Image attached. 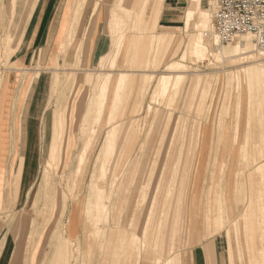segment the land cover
Segmentation results:
<instances>
[{
    "label": "rangeland",
    "instance_id": "374dc122",
    "mask_svg": "<svg viewBox=\"0 0 264 264\" xmlns=\"http://www.w3.org/2000/svg\"><path fill=\"white\" fill-rule=\"evenodd\" d=\"M27 1L28 2L21 5L19 4V6L17 5L14 13L10 11L6 14V36L11 37H9L11 39V46L14 43V38L15 42H19V39L21 41L28 32L31 3L30 0ZM69 1L71 2V0H42L40 4L41 9L38 10L41 11L42 8H44V3H47L49 7H51L50 4H52V11L50 10L51 13L47 24L46 40L39 39L40 30L36 28V33L33 32L31 34L30 41L27 43L29 45L27 51H29L30 55L31 53H35V60L31 69H25L27 64H24V58H22L21 63H19L22 65V68H14L15 65L11 62L8 65V68H12L9 69L8 72L11 78L13 77L14 79L15 87L20 88V100L16 102L15 106H8L11 111L10 117L12 116L13 109L15 118L14 121L9 122V132L7 133L8 136L5 138V147L7 146L11 153L8 155L7 149L5 148L3 154H0V172L7 171L5 169L7 167L5 166L8 156L11 161L12 173L9 175V179L5 181L2 192L4 200L2 201L3 204L0 206V255L1 253L3 254L4 251H7V249L8 252L12 250V253H8V258L6 259L8 263L12 262V264H27V258L30 253L31 256L29 257L31 258V264H37V262L38 264H133L134 258L138 257L137 254L139 253H137L135 247L132 246V237L130 238V236H134L135 233L141 232V236L147 242V246L145 245V248L143 247V249L140 250L141 254L146 256V254L149 255L148 253L152 251L156 253V255L152 262L139 259L135 264H163V262L170 257L175 256L176 259V255L172 254L173 245L175 243L174 230H171L170 226L165 227L162 236L159 235L158 248H152L154 246L152 241L156 235L157 224L160 217H167L169 215V208L164 204L165 200L163 199V203L162 201L160 202L162 191H166L168 186L175 184L174 190L176 193V180L180 178L181 180L179 181L188 180L192 182L191 187L193 191H190L188 196L194 199V209L192 210L193 228L191 231L188 228V234L185 232L182 235V241H180L179 252L182 264H191L193 251H201L203 253V258L206 259V264H215L216 254L213 250L216 248L218 249V258H220V255L222 256L223 264H230L232 259H235L237 264H241L238 249L240 246V248L244 249L246 246V243L244 244V239L248 238L251 234L250 227H248V222H250V220L244 219L242 221L243 223L237 228V230L239 229L238 236H241V238L239 236L241 239L240 244L237 243L236 239V233L238 231L236 232L231 224L239 219V215L242 214L243 210L248 208L249 200H251L253 194V197L264 195V188L262 187L264 186V165L262 170L259 169L260 171H258V169H256L259 163L264 164V154H262V152L264 153V81L263 78H260L258 81L252 80L250 86L249 82L246 83L248 80L245 81V74L242 67L247 64L246 66L249 65L248 67L252 69L254 66H258L259 63V65L264 66V58H259L260 62L252 58L249 59V62L247 61L244 64L233 63L227 56L229 55V49L239 40L236 41L235 39V41L228 42L220 41L218 45H213L212 38L214 36H205V40L210 43V52H208L206 56L200 57L195 55L192 51V44L199 32L204 29L202 27H197L194 23L189 29L185 27L183 19L184 14L187 13V10L193 5L192 0H188V5L183 9V16L180 18V22L176 23V28L171 29L158 28L157 24L161 0L158 4L157 0H121V3L120 0H118L117 5L119 8L112 11L110 34L108 38L98 39L94 42L101 32L100 30L104 22L105 6L108 8L109 6L107 4L104 6L103 0H99L101 1V6L99 11L100 14L98 15L99 18L97 19L98 26H96V20L95 23L93 22L94 20L89 22L88 18L92 11L93 4L97 0H87L83 22L88 24L87 31L91 30V34L95 29L92 36H89V40L91 39L89 41L91 44L90 55L88 54V58H86V63H84V65L81 63L82 56L76 58L75 55H72L76 44L80 43L82 49L84 38L81 39L83 37V27H81L79 30L81 33L79 32L77 35L79 39H76L77 42H75L74 39V46L72 45L70 48V59L67 57L68 54L63 55L60 57L58 65H55L53 62L54 58H59L58 55L62 54V51L59 54L57 53L59 50L58 33L66 2ZM79 1L80 0H76V2ZM199 2H201L203 6H206L211 13V21L207 28V31H211L213 17L217 8V0H201ZM0 9H2L1 5ZM118 9L123 15L122 23L124 30L127 33H131L125 34L127 41L125 40V46L119 49L116 45L118 43L117 41H119L120 34L117 29ZM69 12L74 15V18H69V21L71 22L72 20V22L76 24L75 7ZM137 16L140 17L138 18ZM201 20L202 19L199 17L196 23ZM89 27H91V29ZM154 32L161 33L162 35L157 37L153 35ZM72 34L71 31L66 40L68 38V40H70ZM239 38L244 42L248 41L250 43V45L247 46V50L252 51L253 54L257 53L256 50L264 49V47H258L254 44L256 41L253 37L254 42L251 38L248 39V36H240ZM122 48L123 50H121ZM121 53L123 54L121 55ZM184 53H186V56ZM111 56H114L117 60L114 67L110 65ZM4 58L6 61L7 56L5 49ZM99 61H101V63H99ZM39 63H41L42 67L41 73L37 71L33 77L34 80L26 90L27 83L31 75L35 73ZM175 63L176 65L179 64V67H176V71L171 69V65ZM90 68L93 69V71H90ZM57 69L60 79L55 83L54 77ZM81 69L84 73L79 71ZM94 69L103 72L112 69L111 77L113 80L110 87L105 117L113 102V93L119 72L121 70H126L128 72V78L120 89L121 96L117 103V109L115 106L113 107L116 111L115 113L113 110L114 114L112 113L116 116L115 120L111 122L102 121L96 139L95 153L89 157L88 167L83 180L84 183L79 189V187H75L74 182V178H78L77 175L74 176L75 174H73L72 177H74L72 178L71 174L75 170L77 156L85 141L88 139L87 137H91L94 134L93 131L91 133L89 129L91 126H88L86 130L88 132L83 131V125L88 124L87 121L85 122V112L87 113L89 110L88 108H90V97L88 96L89 94L87 95L86 93L93 89V85L95 86V83L92 86L87 84L84 78L91 75L94 79L98 78V80H101L105 76V73L94 72ZM39 74L40 76H38ZM163 74H172V76H176V78L171 80L166 91H161V93H158L157 98H155V94L158 90V83ZM237 74H240V86L237 84V82L239 83L238 79L234 77V75L236 76ZM178 75L181 76L179 79L177 78ZM37 76L39 77L38 79ZM149 76H153L150 82L148 80ZM43 79H45L46 82H43L44 86L41 88L40 94L39 86ZM75 79L77 82L74 81ZM194 85L198 87V89L195 88L193 90ZM93 90L98 91L99 88L95 87ZM16 93L18 94V90ZM238 97L240 100H238ZM80 99L83 100L81 106H79ZM36 101H38L41 106H43L44 103L45 105H49V102L50 105H46L45 110H43L40 115L42 119L37 128L39 144L37 154H35L37 165L32 183H29L30 185H24L25 190L23 191L25 192L16 199L15 190L19 187L15 185V176L18 174L15 173L16 171L12 172L17 169L16 166L14 169L12 165L14 161L19 165L22 162V158L25 157L23 154L24 148L21 136V125L22 123L26 125V121H23V119L27 116L31 105L35 104ZM150 104L153 110L148 112ZM227 104H229V106H227ZM29 105L30 107L28 108ZM62 108L69 111V138L71 137V139L74 140V144L77 146L73 145V147L70 148L71 151L67 152V160H65L66 158L64 159L67 165H62V163L56 164V166L61 165L60 171L57 172L56 168L53 169L48 167V169H46V160L48 158L49 145L54 137L53 135L56 133L54 121L57 120V117L60 118L58 115L59 110ZM225 111L228 112L226 113ZM52 116L56 120L52 121V130L50 131ZM222 119H224V129L221 128V125H219L218 129V124L222 123ZM91 122L92 121H90L89 125H92ZM238 123L240 135L236 138V126ZM5 125L7 128V122ZM25 125L24 128L26 127ZM196 125L198 127V136L195 147L193 141ZM113 126H116L114 132L117 137V153H115L113 157L114 169L110 170L109 168L108 176L106 177L107 180L104 179V183L105 186H107L106 189H110L115 174L119 175V180L121 181L117 182L115 185L116 188H114V190L116 194L113 196V201L106 202L107 205H109V209L112 207L111 215L109 214L108 216V214H105V216L102 217V230L100 231V235L98 233V235L93 238V236H91L93 235V233H91L92 227H90V225L87 227V216L85 217L86 225L80 220H76L73 210L76 204L82 203L83 207L85 203L89 190L88 184L94 173L95 159L101 151L107 131L113 128ZM187 133L188 141L185 139ZM244 133L250 136L248 139L249 143H246V145L243 141ZM222 135H224L222 138L223 142L218 139ZM156 136L157 138H155ZM255 149L258 150L259 153V150H261V153L255 154ZM261 154L262 156H260ZM124 155L129 156V164L124 168L126 170L123 172L121 169H123L122 159H125ZM224 164L225 168H223ZM136 165L139 169L133 174L131 170L133 166ZM173 165L174 167L176 165L174 169ZM28 166L29 164H26L25 175L31 172L28 170ZM52 169L54 171H52ZM161 170L162 173L159 176ZM253 170H255L256 173L253 174ZM96 172L97 174L101 173L99 170ZM22 173L23 171L21 172L23 177ZM60 173L63 175L61 176ZM257 173L259 174V178L257 177ZM120 174H122L121 177ZM125 174L126 176L124 177ZM176 174L178 179H176ZM45 176L50 177L51 182H47V177L45 178ZM262 177L263 185L261 181ZM24 178L25 176L21 178V180ZM257 178L260 182H257V186H255L256 184L252 186V182L254 181V183H256L255 181ZM17 181L19 182V179H17ZM143 182L149 184L143 192L147 194V197L142 201V209L148 213L145 215L143 211V215L140 216V221L143 220V222L136 227L129 224V215L135 205L139 185ZM209 183L212 186L208 185ZM251 186L252 188L254 187L253 190L255 187L259 189L254 190L255 193L252 190V193ZM207 187L209 191L207 202L210 203V206L213 208L211 219L214 223L211 224L210 227H207L204 223L203 214V206L206 205L207 195H205V193ZM27 190H30L29 194ZM260 192L262 193L260 194ZM218 194H220L223 209L222 214L224 215L223 219L218 218V215H220ZM72 195H74V197ZM228 195L229 201L232 199L229 203H233V206L236 208V217L232 216L234 218L231 217L230 221L228 220L227 213L230 209V205L226 199ZM124 197L126 198L124 199ZM259 197H256L257 200L255 198L257 202H255L256 204L254 203L255 206L251 217H253L255 212L258 213L256 210L259 208ZM174 201H176V195L171 201L172 207ZM189 202L190 201L185 202V209L191 207V203ZM60 204L61 206H59ZM64 204V213L61 216L60 213ZM122 204H124L123 210H120ZM171 215L173 214L171 213ZM58 218H61L60 221ZM190 219L188 212L185 211L186 222L188 220L190 221ZM57 220L59 225L51 232L49 225L52 223L53 225L56 224ZM78 224H80V226ZM36 225L38 230L37 240L35 246L32 247L30 244V235L33 233V229H35ZM230 229L234 246L233 251L230 250V242L227 234V231ZM244 230H247V234L250 231V234L247 236ZM81 231H83L84 234H81ZM119 233L126 235L125 242L128 245V250L126 246L122 248L117 246L115 235ZM122 238L123 237H121V239ZM167 241L169 245L165 250ZM250 243L251 242H249V244ZM146 248L148 250H146ZM203 248H205V251ZM16 251L20 253H15L16 255H14ZM11 259L13 260L10 261ZM245 264H249L247 260Z\"/></svg>",
    "mask_w": 264,
    "mask_h": 264
},
{
    "label": "bare ground",
    "instance_id": "6f19581e",
    "mask_svg": "<svg viewBox=\"0 0 264 264\" xmlns=\"http://www.w3.org/2000/svg\"><path fill=\"white\" fill-rule=\"evenodd\" d=\"M75 1V2H74ZM108 1V0H107ZM201 1V0H199ZM198 0H192L193 2V5L190 7V9L187 10V13L185 14V27L187 29H189L191 27V25L194 23L195 25H197V27H202L204 30L200 31L197 38L194 40L193 44H192V51L193 53H195V55H198V56H206L208 52H210V49H209V42H207L205 40V36H214L212 39H213V45H218V43L221 41L218 33L214 30L215 28V20H214V17H213V26H212V29L211 31H207V28L209 27V23L211 21V13L208 11V9L206 8V6H203L201 4V2H199ZM17 2H19L17 0ZM106 2V1H105ZM86 3H87V0H80L79 2H76V0H71V2L69 1L67 3V6H66V9L63 13V18H62V22H61V25H60V30H59V35H58V49L60 50V52L62 51L63 55H67L68 58H70V48L71 46L73 45L74 46V43L77 42L76 39L78 40L79 38H77V35L78 33L80 32V28L83 27V37L81 39L84 38V41H83V45H82V49L80 50L81 48V44H76V46H74V52L72 53V55H75L76 58H78L79 56L81 57L82 56V64L84 65V63H86V58H88V54H90V47H91V44L89 43V36L91 34V30L87 31L88 29V24L84 21V9L86 7ZM120 3H121V0H120ZM127 3V2H126ZM100 6V1L97 0L95 1V3L93 4V8H92V13L90 15L89 18V22H93L95 23V13L96 11L98 10ZM73 7H75V17H76V24H74V22H71L69 21V18H74V15L70 14V10L73 9ZM97 15V14H96ZM138 17V16H137ZM135 17V18H137ZM140 17V16H139ZM138 17V18H139ZM142 17V16H141ZM201 18L202 20L197 22L196 23V20L198 18ZM75 20V19H74ZM73 20V21H74ZM137 20V19H136ZM143 21H145L144 19H142ZM69 21V22H68ZM139 21V19H138ZM141 21V20H140ZM84 23V24H82ZM92 24V23H91ZM66 25H68V31L66 32ZM135 25V24H134ZM92 26V25H91ZM91 29V27H89ZM72 31V38L70 40H66V38L68 37V34H70ZM204 31V32H203ZM66 32V33H65ZM65 33V34H64ZM81 33V32H80ZM93 33V32H92ZM241 36H248V39H252L253 41V35L252 34H243ZM130 37V36H128ZM240 37V36H239ZM237 38L234 46L232 48L229 49V55L227 56L229 59H231V61L233 63H245V62H249V59H252L254 58L253 60H258L259 61V58H264V49H260V50H256L257 53L256 54H253L252 51H248L247 50V46L250 45V43L248 41L244 42L243 40H240V38ZM253 37V38H252ZM11 38V37H10ZM207 38V37H206ZM74 39H75V42H74ZM129 39V38H128ZM119 41H117L118 43L116 44L117 45V48H121V47H124L125 46V40H126V36H125V33H120L119 34ZM245 40V39H244ZM247 40V39H246ZM81 41V40H80ZM127 41V40H126ZM251 41V42H252ZM67 42V43H65ZM254 42V41H253ZM127 43V42H126ZM62 44V45H61ZM65 44V45H64ZM254 44L258 47H264V45H259L257 42ZM87 48V49H86ZM116 49V50H118ZM123 50V48L121 49ZM59 52V53H60ZM121 52V51H120ZM58 53V52H57ZM118 54V53H117ZM123 53H121L122 55ZM130 54V53H129ZM62 55V54H61ZM61 55H58L59 58ZM113 55V54H112ZM184 55L186 56V53H184ZM183 55V57H184ZM57 56V55H56ZM124 56V55H123ZM122 56V57H123ZM126 56V55H125ZM257 57V58H255ZM59 58H55V64H57L58 62V59ZM116 58L114 56H111V63L110 65L114 67V64L116 63ZM251 61V60H250ZM109 62V61H108ZM253 62V61H252ZM260 62V61H259ZM251 63V62H250ZM260 64V63H259ZM258 66L256 65V67L254 66V68H249L248 66L244 65L242 68L244 74H245V81L246 83L249 82V85L251 86L250 82L253 81H258L260 78H263V81H264V66L262 65H259ZM41 65V64H39ZM109 65V66H110ZM43 66V65H42ZM82 66V65H81ZM102 66V65H101ZM242 66V65H241ZM40 67V66H39ZM104 67V66H103ZM176 67H179V64L176 65L173 64L171 65V69H174V71H176ZM251 67V66H250ZM39 69V68H38ZM37 69V70H38ZM102 69V68H101ZM115 69V68H114ZM90 71H93V69H89ZM95 70V69H94ZM41 71V70H40ZM79 71H82L79 70ZM86 71V70H85ZM103 72V71H100V70H95L94 72ZM112 69H110L109 71L107 72H103L105 73V76L100 80H98V78L94 79L91 75H88L87 77L84 78L85 82L87 84H90L91 86L95 83V86L93 85V89L95 87H98L99 90H90L88 91L86 94L90 97V100H89V107L87 110L88 112L86 113L85 112V122L87 121L88 124H85L83 125V131L85 132H88L86 131L88 129V126L91 128L90 131L92 133L95 134H90L92 135L91 137L86 135V137L88 138L83 147L81 148V150L79 151V154L77 156V164H76V167H75V170L74 172L71 174V177L73 174H75L74 176L77 175L78 178H74V182H75V187L79 189L83 186V183H84V175L86 173V170H87V167H88V160H89V157L92 156L93 153H95V145H96V139H97V136H98V132L100 131V126L102 124V121H114L115 120V115L114 112L116 113V111L114 110L116 107H118L117 103L119 101V98L121 96V87H123L122 85H124V83L126 82L127 78H128V72L126 70H121L119 72V76L116 80V84H115V88H114V93H113V102L111 103L109 110L107 111V115L105 117V112H106V107H107V104H108V101H109V95H110V87H111V83H112V80L113 78L111 77V72ZM170 71V70H169ZM39 72V70H38ZM83 72V71H82ZM84 73V72H83ZM243 74V75H244ZM40 75V74H39ZM38 75V76H39ZM113 75V74H112ZM239 75L240 74H237L236 76L234 75V77H236L239 81V83L237 82V84L240 86L241 83H240V79H239ZM37 76V78H38ZM59 74H58V71L56 70V75L54 77V82L56 83V81H58L60 78H59ZM181 76L178 75V79L180 78ZM72 78V77H70ZM79 78V77H77ZM153 76H149L148 80L149 82L152 80ZM173 78H176L172 76V74H163V76L160 78L159 80V83H158V90L155 94V98H157L158 96V93H161V91H166L169 87V84L171 82V80ZM235 78V79H236ZM241 78V77H240ZM244 79V78H243ZM74 81L77 82V80L75 79ZM236 81V80H235ZM75 82V83H76ZM74 83V82H73ZM236 83V82H235ZM264 84V83H263ZM55 86V85H54ZM56 87V86H55ZM198 87H196L194 85L193 87V90ZM57 89V88H56ZM55 89V90H56ZM249 89V88H248ZM239 90V89H238ZM230 91V90H229ZM249 91V90H248ZM90 92V93H89ZM228 92V91H226ZM229 93V92H228ZM249 93V92H248ZM260 93V92H259ZM231 94V93H230ZM239 94V93H238ZM54 95V94H53ZM247 95V94H246ZM249 95V94H248ZM233 97V96H232ZM239 97H240V94H239ZM238 97V100H240ZM229 98V97H227ZM252 99V98H251ZM232 100V98H231ZM230 100V101H231ZM51 101V100H50ZM235 101V100H234ZM229 102V100H228ZM238 102V101H237ZM249 102V101H248ZM235 103V102H234ZM50 104V102H49ZM83 104V100L80 99V102H79V106H81ZM231 104V102H230ZM117 105V106H116ZM239 105H240V101H239ZM115 106V108L113 109V107ZM225 106V105H224ZM227 106H229V104H227ZM249 106V105H248ZM67 108V107H66ZM226 108V107H225ZM229 108V107H228ZM227 108V109H228ZM237 108V107H236ZM117 109V108H116ZM230 109V108H229ZM249 109V108H248ZM114 110V112H113ZM153 110V107L152 105L150 104L149 107H148V112H151ZM229 111V110H228ZM227 111V112H228ZM57 112V111H56ZM226 112V111H225ZM226 112V113H227ZM67 113V114H66ZM113 113V114H112ZM238 114H239V111H238ZM238 114H237V118H238ZM94 115V116H93ZM56 116V115H55ZM59 117H57V120L54 121L55 122V129H56V133L55 135H53L54 137L52 138L51 140V143L49 145V148H48V158H47V168L48 167H51L53 169L56 168L57 172L60 171V168H61V165L59 166H56V164L58 163H62V165H67L65 162H64V159L67 160V152L71 151V147H73V145L75 146L76 144H74V140L71 139V137L69 138V121H70V118H69V111H67L66 109L62 108L59 110ZM93 116V117H92ZM89 117V118H88ZM30 118V117H29ZM73 118V117H72ZM233 118V116H232ZM84 119V118H83ZM249 119V118H248ZM163 120V119H161ZM160 120V121H161ZM23 121H26V125L24 123H22L21 125V136H22V140H23V148H24V156L22 158V162L17 165L16 164V168L15 169V173H17L18 175L15 176V180H16V183L15 185L18 186L19 188L15 190V197L16 199L19 198V196L21 194H23L25 191L24 189V185H30L29 183H32V180H33V176H34V172L36 170V165H37V162H36V155L37 154V151H38V132H37V128H38V123L36 120H33V119H28V113H27V116L24 117ZM81 121V120H80ZM90 121H92V125H89ZM223 121L224 119H222V123H219L218 124V129H219V125H221V128L224 129V126H223ZM237 121V120H236ZM248 121V120H247ZM109 122V123H110ZM208 122V121H207ZM238 122V121H237ZM80 123V122H79ZM218 123V122H217ZM233 123V122H232ZM250 123V122H248ZM26 126V131H25V128H24V125ZM54 125V124H53ZM79 126V125H78ZM111 126V125H110ZM109 126V127H110ZM202 126V125H201ZM248 126V125H247ZM116 126H113V128H111L110 130L107 131L106 133V137H105V141L103 143V146L101 148V151L100 153L97 155L96 159H95V162H94V173L90 179V182H89V190H88V195H87V198L85 199V203L82 207V203H78L76 204L74 207L75 209L73 210V212L75 213V218L76 220H80L82 223H85L86 219L85 217L87 216V223H88V226L90 225V227H92L91 229V233H93V238H95L98 233L100 235V231L102 230V227H101V223H102V220H103V216H105V214H109L111 213V209L112 207L109 209V205H107L108 202H111L113 198V196H115V190L114 188L115 185L117 184V182L121 181L119 180V175L118 174H115V176L113 177V180H112V186L110 189H106L107 186H105V181L104 179H106V177L108 176V171H109V168L110 170H113L114 169V163H113V157L115 155V153H117V149H116V143H117V137H116V134H115V129ZM249 128V127H248ZM81 129V128H80ZM201 129V128H200ZM78 131V130H77ZM117 131V130H116ZM247 132V131H246ZM84 133V132H83ZM88 134V133H87ZM200 135V134H199ZM217 135V134H216ZM240 135V129H239V123L237 124L236 126V138H238V136ZM246 133L243 134V141L246 145V143H249L248 142V139L250 138V136H245ZM71 136V135H70ZM197 136H198V127L196 125V129H195V133H194V141H193V144L194 146L196 147V143H197ZM224 135H222L221 137H219L218 139L222 140ZM255 136V135H254ZM157 138V136L155 137ZM235 138V139H236ZM185 139L186 141H188V133L185 135ZM200 139V138H199ZM217 139V138H216ZM217 139V140H218ZM216 140V141H217ZM218 140V141H220ZM199 141V140H198ZM237 141V140H236ZM250 141V140H249ZM223 142V140H222ZM237 144H238V141H237ZM251 144V143H250ZM253 144V143H252ZM220 145H221V142H220ZM244 145V144H243ZM77 146V145H76ZM245 147V146H244ZM258 147V146H257ZM260 149V148H258ZM243 150V149H242ZM120 151V150H118ZM230 151V150H229ZM244 151V150H243ZM260 153H261V150H259ZM255 154L259 153L258 150L255 149ZM259 153V154H260ZM125 154V153H123ZM247 154V153H246ZM262 154H264L262 152ZM262 154L260 156H262ZM125 156V159H122V168L121 170H126L124 169L128 164H129V156ZM230 156V155H229ZM259 157V156H258ZM247 158V157H246ZM256 158V157H255ZM257 159V158H256ZM248 160V159H247ZM65 163V164H64ZM26 164H29L28 166V170H30L31 172H27L28 174L25 175V169H26ZM138 164V163H137ZM175 164V163H174ZM249 164V163H247ZM70 165V164H69ZM263 165L264 164H258L257 165V168L258 171L262 170L263 168ZM70 167V166H68ZM136 167V168H135ZM176 167V165H175ZM174 165H173V169L175 168ZM223 168H225V164L223 165ZM52 169V171H54ZM138 167L137 165L136 166H133L132 170H131V173L135 174L137 171H138ZM260 169V170H259ZM100 171L99 173L100 174H97L96 171ZM23 171V177L25 176V178L23 180H21L22 175H21V172ZM253 174L256 173L255 170H253ZM118 172V171H117ZM238 172V171H237ZM259 173V172H258ZM257 173V174H258ZM61 174V173H60ZM63 174H61L62 176ZM122 174H120V177H121ZM73 176V177H74ZM126 176V174L124 175V177ZM221 176V174H220ZM262 176V175H261ZM47 177V182H51L50 180V177L48 176H45V178ZM72 177V178H73ZM259 178V174L257 176ZM70 178V177H69ZM258 178L256 179V183H254V181L252 182V186H254V184H256L255 186L258 185L257 182H260V180H258ZM261 178V177H260ZM17 179H19V182L17 181ZM64 179V178H63ZM176 179L177 178V174H176ZM26 180V181H25ZM107 180V179H106ZM128 180V179H127ZM181 180L180 178L178 180H176V193H175V190H174V185L173 184L172 186H168L167 190H163L162 191V195L160 197V202L162 201L163 203V199L165 200L164 204L169 208V215L167 217L163 216V217H160L159 219V222H158V226H157V232H156V235L154 236V240L152 241L153 243V249L154 247L155 248H158L157 244H158V241H159V235L162 236L163 235V232H164V229L165 227H169L171 228V230H174L173 226H172V222H171V213L173 214V207H172V200L175 198V195H176V248H177V242H178V236H179V231L181 230V227L180 225L182 223H184V231H186V234H188V230L193 228V209H194V199H191L189 198L190 196H188L189 192L190 191H193V188L191 187V184L192 182L188 181V180H183V181H179ZM258 180V181H257ZM262 185H263V177H262ZM249 183V182H248ZM130 184V183H129ZM128 184V185H129ZM207 184V183H206ZM210 186H212L210 183L208 184ZM251 185V183H250ZM149 186L148 183L146 182H143L139 185V190L137 192V196H136V199H135V205L133 206L132 208V211L129 215V224L130 225H134L136 227H138L141 223L140 221V216L143 215V209H142V201L144 200V198L147 197V194L143 193L144 190L146 189V187ZM251 186V191L253 190ZM261 186V185H260ZM119 187V186H118ZM117 187V188H118ZM264 188V186H262ZM16 188V187H15ZM214 188V187H213ZM262 188V189H263ZM73 189V188H71ZM149 189V188H148ZM259 188H256L254 190H257ZM261 189V190H262ZM32 190V188H31ZM215 190V189H213ZM212 190V191H213ZM219 190V189H218ZM253 190V191H254ZM28 191V190H27ZM30 191V190H29ZM29 191H28V194H29ZM252 191V193H253ZM73 192V191H72ZM208 187H207V190H206V193L205 195H207V198H206V205L203 206V214H204V223L206 224L207 227H210L211 224H213L214 222L212 221L211 219V215L213 214V208L210 206V203L207 202V199H208ZM264 192V190H263ZM31 193V192H30ZM227 193V192H226ZM251 193V192H250ZM251 193V194H252ZM255 193V191H254ZM262 192H260L261 194ZM73 194V193H72ZM131 194V193H130ZM256 194H257V191H256ZM264 194V193H263ZM31 195V194H30ZM75 195V194H74ZM74 195H72L74 197ZM127 195V194H126ZM201 195V194H200ZM219 195V211H220V215H218V218L219 219H223L224 215L222 214L223 213V209H222V204H221V199H220V194ZM227 195V194H226ZM249 195V194H248ZM192 196V195H191ZM254 194L251 196V200H249V206L248 208H246V210H243L242 214L239 215V219H237L236 221H234L231 225L233 228H235V231L237 232V228H239L238 226H240L241 223H243L242 221L244 219H248L250 220V222H248V227H250V230H251V234H250V231L249 233L247 234V230L245 231L246 232V235L248 236V238L244 239V244L246 245L244 247V249L240 248L239 247V260L241 261V264H245V261L247 260L249 264H264V195H261L259 197V195H257L256 197H259V200L260 201L258 204H259V208L256 210L258 211L255 212V216L253 215L252 216V211H253V208L255 206V198L256 197H253ZM130 197V196H129ZM239 197V196H238ZM72 198V197H71ZM126 197H124L125 199ZM232 198V196H231ZM240 198V197H239ZM248 198V197H247ZM107 199V201H106ZM227 201H228V204L230 205V209L229 211L227 212L228 213V220L230 221L231 217L234 216L236 217V213H235V206H233V203H229L231 202V200L229 201V195L227 196ZM249 199H250V196H249ZM248 200V199H247ZM257 200V198H256ZM65 201V200H64ZM113 201V200H112ZM124 201V200H123ZM186 201H190L189 203H191V207H187L185 209L184 205H185V202ZM107 202V203H106ZM60 203V202H59ZM255 203V204H254ZM110 204V203H109ZM112 205V204H111ZM123 205L121 206V209L120 210H123ZM235 205V204H234ZM31 206V205H30ZM61 206V204L59 205ZM256 206V207H257ZM64 208H65V204L63 205V209L61 211V216L63 215L64 213ZM255 210V209H254ZM185 211L188 212V216L191 218L190 221L188 220L186 222L185 220ZM202 211V210H201ZM121 212V211H120ZM119 212V213H120ZM73 213V214H74ZM86 213V215H85ZM257 213V214H256ZM59 215V214H58ZM111 215V214H110ZM121 215V213H120ZM210 215V216H209ZM232 217V218H234ZM74 218V217H73ZM255 218V219H254ZM61 218H58V220L60 221ZM108 219V218H107ZM58 220H57V223L53 225V223L50 226V230L51 232L54 231L57 226L59 225L58 223ZM45 221V220H44ZM43 221V222H44ZM182 221V223H181ZM104 222V221H103ZM232 222V221H231ZM75 223V222H74ZM77 223V222H76ZM79 223V221H78ZM87 223H85L87 225ZM219 223V222H218ZM81 224V223H80ZM80 224H78L80 226ZM189 224V226H188ZM82 225V224H81ZM103 225V224H102ZM187 225V226H186ZM223 225V224H222ZM243 225V224H242ZM75 227V225H74ZM220 227V226H219ZM84 228V227H83ZM135 228V227H134ZM189 228V229H188ZM80 229V228H79ZM82 229V228H81ZM87 229V228H86ZM248 229V228H247ZM49 230V231H50ZM83 230V229H82ZM37 225L35 226V229H33V233L30 235L31 237V246L34 247L35 244H36V240H37ZM84 231V230H83ZM83 231H81L82 233L81 234H84ZM141 231V230H139ZM138 231V232H139ZM76 232V231H75ZM48 233V232H47ZM141 233V232H140ZM140 233H135L134 236H130L131 238V242H132V246L135 247V249L137 250V254L138 257L134 258V261H133V264L137 263L140 260L144 259V260H148V261H151L154 259L156 253L150 251V253H148L149 255L146 254L143 255L141 254L140 250L143 249V247L145 248V245L147 246V242L145 239H143V237L141 236ZM227 234H228V237H229V242H230V250L233 251V241H232V237H231V229L227 231ZM239 234V231L236 233V236H237V243L240 244V241H241V236L239 238L238 236ZM245 234V233H244ZM77 235V234H76ZM51 236V235H50ZM90 236V237H91ZM71 237V236H70ZM84 237V236H83ZM121 237H123L121 239ZM125 237L126 235H122L121 233L115 235V240H117V246L118 247H127L126 249L128 250V245L126 244V240H125ZM128 237V235H127ZM46 238V237H45ZM98 238V237H97ZM29 240V241H30ZM44 240V239H43ZM49 240V239H47ZM76 240V239H75ZM84 240V239H83ZM88 240V239H87ZM94 240V239H92ZM91 241V240H90ZM130 241V240H129ZM46 242V241H45ZM84 242V241H83ZM88 242V241H87ZM86 242V243H87ZM98 242V241H97ZM249 242H251L249 244ZM85 243V242H84ZM91 243V242H90ZM189 243V242H188ZM77 244V243H76ZM83 244V243H82ZM129 244V242H128ZM43 245V244H42ZM131 246V247H132ZM251 246V247H249ZM101 247V246H100ZM151 247V246H150ZM34 249V248H33ZM103 249V248H102ZM135 250V251H136ZM145 250V249H144ZM146 250H148L146 248ZM145 250V251H146ZM118 252V251H117ZM117 252H114V253H117ZM147 252V251H146ZM7 253V252H6ZM9 254L12 253V250H9L8 252ZM14 252V255H16ZM20 252H18L17 254H19ZM143 253V252H142ZM145 254V253H144ZM44 255V254H43ZM115 255V254H114ZM176 259H175V256L173 257H170L168 259H166L163 264H181V255H180V252H176ZM31 256V253L30 255ZM28 256V260H27V264H31V258ZM116 258V257H115ZM233 258V257H232ZM14 259V258H13ZM13 259H11L10 261H12ZM66 259V258H65ZM66 261V260H65ZM112 261V260H111ZM233 261V262H232ZM239 261V262H240ZM51 262V261H50ZM231 263L232 264H237L236 263V260L235 259H232L231 260ZM0 264H4V259L1 258L0 259ZM7 264V262L5 263ZM10 264H12V262H10ZM14 264V263H13ZM38 264V262H37ZM130 264V263H129ZM162 264V263H161Z\"/></svg>",
    "mask_w": 264,
    "mask_h": 264
},
{
    "label": "crops",
    "instance_id": "0c3cea01",
    "mask_svg": "<svg viewBox=\"0 0 264 264\" xmlns=\"http://www.w3.org/2000/svg\"><path fill=\"white\" fill-rule=\"evenodd\" d=\"M18 1L19 2H17V0H0V5L2 7V9H0V154L1 155L3 154V151L5 148L7 149L8 155L11 153L10 149L7 146L5 147V138L8 136L7 133L9 132V129H8L9 122H12L15 120L14 114H13L14 110L12 109V116L10 117L11 111L9 110V107L15 106L16 102H18L20 100V88L18 87L19 88L18 89L17 87H15L14 79H13V77L11 78V75L8 72V70L12 69V68H8V65L11 62V63H14V65H15L14 68H16V67L22 68V65L19 63H21V59L24 58V60H25L24 64L25 65L27 64L25 69H27V70L31 69V66L33 65L34 60H35V53H31V55H30L29 51H27V48L29 46L27 43L30 41L31 34L33 32L36 33V28H38V30H40L39 39L40 40H43V39L46 40V36H47L46 32H47V26H48L47 24H48V20L50 17V13L52 11L51 10L52 4H50L51 7H49L47 5V3L46 4L44 3V8H42V10H43V12H42V10L41 11L38 10V9H41L40 4H41L42 0H30L31 13H30V23H29L28 32L26 33V35L23 37V39L21 41L19 39V42L18 41L15 42V38H14V41H13L14 43L11 46V44H10L11 39L9 38L10 36H6V25H7L5 23V21L7 19L6 14L10 11L12 13H14L17 5L19 6V4L21 5L25 2H28L27 0H18ZM159 1L160 0H157V4ZM103 2H104V6L107 4L109 6V8L105 6L104 22H103L101 30H100L101 32L98 34V36L96 37L94 42H96L98 39L108 38V36L110 34L112 11L115 10L116 8H119L117 5L118 0H108V1L103 0ZM67 3L68 2H66V6H67ZM160 3H161V8H160L159 16H158V19H159L158 24H157L158 28L159 27H161L163 29L176 28V23L180 22V18L183 16L182 11L188 5V0H161ZM189 4H190V2H189ZM66 6H65V9H66ZM100 6H101V1H100ZM100 6L95 13L96 26H98L97 19L99 18L98 15L100 14V12H99ZM188 7H190V6H188ZM187 8H186V10H187ZM91 13H90V15H91ZM185 14H184V18H185ZM90 15H89V17H90ZM122 17H123V15L119 10V14H118V18H117V29H118L119 33L131 34V33H127L124 30L123 23H122ZM88 19H91V18H88ZM184 23H185V20H184ZM37 25H38V27H37ZM96 26H95V28L97 30ZM66 29H67L66 30V32H67L68 31V25H66ZM94 31H95V29H94ZM94 31H93V33H94ZM105 33H107V34H105ZM58 35H59V33H58ZM153 35L158 37L159 35H162V34L154 32ZM116 37L118 38L117 34H116ZM93 38H94V36H93ZM4 42H5V44H4ZM110 44H111V41H110ZM4 49L6 50V56H7L6 61L4 58ZM80 50H81V48H80ZM57 52L59 54L60 51L58 50ZM61 56H63V53ZM59 59H58L57 64H55V65H58ZM54 60H55V58H54ZM53 62H55V61H53ZM99 63H101V61H99ZM39 64H41V63H39ZM39 64L35 70V73L31 75L30 80L27 83L26 90L28 89V86L30 85V83L34 80L33 77L37 73V71L42 70V67ZM57 71H58V69H57ZM40 73H41V71H40ZM43 82L44 83L46 82L45 79H43L41 81V84L39 86L40 94H41V90H42L41 88H43V86H44ZM17 90H18V94L16 93ZM46 105L44 103V105L41 106L38 101H36L35 104L31 105V107L29 105L28 108L29 107L30 108L28 111V119L29 120L30 119L36 120L38 125H39V123L42 119L40 115H41L42 111L45 110ZM49 105H47V106H49ZM53 116H54V113H53ZM53 116L51 119L50 131L52 130V121H54ZM6 122H7V128L5 125ZM37 132H38V130H37ZM10 162H11L10 158L7 156V161H6V166H5V167H7V168H5L7 171L6 172L3 171L2 173L0 172V192H1L0 206L3 204L2 201L4 200V198L2 196V192H3L4 186H5V181L7 179H9V175L12 174ZM12 166L15 169L16 161H14ZM14 171L15 170H13L12 172H14ZM161 173H162V170H161L159 176L161 175ZM144 213L146 215L148 212L146 213V211H144ZM141 222H143V220H141ZM181 223H182V221H181ZM172 226L174 228V236H175V243L173 245L172 254L175 255L176 252H179L180 241H182V235L186 232V231H184V223H182L180 225L181 230L179 231L177 248H176V201H174V203H173ZM168 245L169 244L167 241L165 244V250H166V248H168ZM203 249L205 251V248H203ZM213 252L216 254V263L215 264H223L222 256L220 255V258H218V249L216 248L215 250H213ZM1 258L4 259V264L6 262H7V264H10V263H8V260H6L8 258V249H7V251H4L3 254L1 253L0 259ZM145 264H147V263H145ZM181 264H182V261H181ZM191 264H206V259L203 258V253L201 251H199V252L193 251L192 258H191Z\"/></svg>",
    "mask_w": 264,
    "mask_h": 264
},
{
    "label": "built area",
    "instance_id": "2783aa9c",
    "mask_svg": "<svg viewBox=\"0 0 264 264\" xmlns=\"http://www.w3.org/2000/svg\"><path fill=\"white\" fill-rule=\"evenodd\" d=\"M214 20L221 41L252 34L259 45H264V0H217Z\"/></svg>",
    "mask_w": 264,
    "mask_h": 264
}]
</instances>
